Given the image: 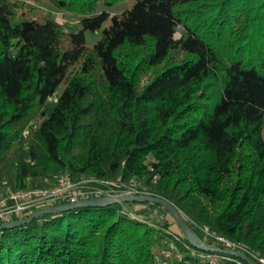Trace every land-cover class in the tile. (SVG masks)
Here are the masks:
<instances>
[{"label":"trees","instance_id":"trees-1","mask_svg":"<svg viewBox=\"0 0 264 264\" xmlns=\"http://www.w3.org/2000/svg\"><path fill=\"white\" fill-rule=\"evenodd\" d=\"M125 1L48 0L82 16L65 35L0 0V191L58 173L136 181L201 238L203 227L261 264L264 0H133L96 13ZM107 19L88 49L84 32ZM163 212L121 203L42 215L0 231V264H210Z\"/></svg>","mask_w":264,"mask_h":264},{"label":"built area","instance_id":"built-area-1","mask_svg":"<svg viewBox=\"0 0 264 264\" xmlns=\"http://www.w3.org/2000/svg\"><path fill=\"white\" fill-rule=\"evenodd\" d=\"M143 194L138 192L135 186H122L117 181H101L95 185L75 182L69 174H63L55 179V182L47 187H24L0 192V224L12 221V218L29 214L41 208L56 206L60 204L75 203L80 200L96 197H121ZM150 216V215H149ZM205 232V242L207 240L220 244V247L236 250L233 243L221 236ZM241 251V250H239ZM243 252V251H242ZM205 260L210 264L221 262V259L232 261L229 257L215 253H207ZM258 261L264 264V259ZM234 264H245L244 262L233 259Z\"/></svg>","mask_w":264,"mask_h":264},{"label":"rangeland","instance_id":"rangeland-1","mask_svg":"<svg viewBox=\"0 0 264 264\" xmlns=\"http://www.w3.org/2000/svg\"><path fill=\"white\" fill-rule=\"evenodd\" d=\"M9 1L11 4H13L16 15L21 14V15L26 16V17L35 18L37 20H42L45 17L52 18L62 25L63 32L65 33V35L68 34L69 32H72V31L73 32L78 31L81 28L80 20L82 19V16L77 15V14L59 11V10L55 9L48 2V0H40V1H36V0H9ZM132 2H133V0H126L125 2H118V3L114 4L112 7L100 6L96 10V13L101 11V10H105V11L109 12V14L118 13V12L122 11L123 9L130 7ZM109 23H110V20L107 19V21H105L99 29L94 30V31L86 30L84 32L85 46L88 49H91L93 47V45L96 43V41L100 38L103 28L105 26H107ZM178 34L179 33H177L176 36ZM65 42H66V40L63 41L64 45L66 44ZM145 79H146V75L142 76L141 84H143L145 82ZM63 85H64V83L59 85L57 87L55 93L53 94V96L49 99V108H51L53 106V104L56 100V97L61 93ZM263 135H264V131H263ZM58 174H59L58 176H60V175L69 174V173H58ZM58 176H56L54 178L56 179ZM92 178L94 179V176L87 173L81 177L82 180H80L79 182L88 184L91 182L90 180H92ZM101 181H117L120 183V179H118V178L117 179H108V180H97V182H101ZM43 182H46L48 184V186H50V184L52 183V181H50L49 179H46V180L43 179ZM36 184H38V181L35 182V185ZM130 185L135 186L137 189L138 185H137L136 181H130V182H128V184H125V186H130ZM37 187H39V186H37ZM7 191L8 190L6 189V190H2L0 192H7ZM143 208H144V206L134 205V206L130 207V209L129 208L128 209L125 208V209L132 216H137L139 218L144 219L145 217L143 215V212L141 211V209H143ZM163 213L165 215V212H163ZM165 216L166 217L168 216L167 218H168L169 222H172V223L174 222L168 214ZM170 229L173 232H180L178 226L175 223L170 225ZM200 234L202 235V239L205 241V232L203 231V227L200 228ZM221 261L223 263L224 261H228V260L221 259ZM216 264H219V263H216Z\"/></svg>","mask_w":264,"mask_h":264},{"label":"water","instance_id":"water-1","mask_svg":"<svg viewBox=\"0 0 264 264\" xmlns=\"http://www.w3.org/2000/svg\"><path fill=\"white\" fill-rule=\"evenodd\" d=\"M121 203H150V204H156L163 210H165L174 220L176 225L178 226L182 236L187 240V242L194 248L220 254L223 256H230L235 259H238L245 264H259L256 262L252 257L248 256L246 253L239 251V250H233V249H227L222 248L220 246L216 245H210L206 243L190 226L187 219L183 216V214L170 202L166 201L163 198L148 195V194H136L131 196H121V197H96V198H89L80 200L75 203H68V204H60L56 206H49L45 208H41L39 210H35L28 215L19 218L17 220H13L10 222H5L0 224V231L4 229H11L14 227H18L21 225H24L26 223H29L33 219L47 214H57L68 210H73L76 208L81 207H105L115 204H121Z\"/></svg>","mask_w":264,"mask_h":264}]
</instances>
